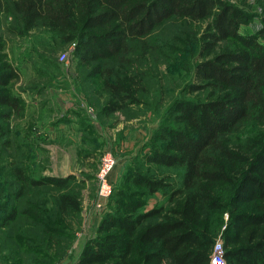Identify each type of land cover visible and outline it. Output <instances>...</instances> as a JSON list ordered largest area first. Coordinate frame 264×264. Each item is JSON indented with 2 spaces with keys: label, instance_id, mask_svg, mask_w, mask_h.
<instances>
[{
  "label": "trees",
  "instance_id": "1",
  "mask_svg": "<svg viewBox=\"0 0 264 264\" xmlns=\"http://www.w3.org/2000/svg\"><path fill=\"white\" fill-rule=\"evenodd\" d=\"M254 3L262 26L243 34L248 0H0V12L15 20L1 25L7 33L44 25L54 44L73 41L80 61H93L91 75L108 93L104 110L144 101L136 95L150 73L146 53L170 63L190 41L182 91L191 96L175 99L176 124L162 128L160 148L142 158L180 168L177 181L131 172L126 181L140 189H116L71 264H207L216 234L225 264H264V0ZM174 25L179 31L169 35ZM3 67L0 103L13 108L7 84L15 74ZM0 145L12 146L1 126ZM2 162L0 264H42L28 255L47 256L34 237L57 246L78 220V191L67 182L73 176L32 177L20 162ZM47 185L59 188L52 211L19 206L23 193ZM158 190L165 203L144 208V194Z\"/></svg>",
  "mask_w": 264,
  "mask_h": 264
},
{
  "label": "rangeland",
  "instance_id": "2",
  "mask_svg": "<svg viewBox=\"0 0 264 264\" xmlns=\"http://www.w3.org/2000/svg\"><path fill=\"white\" fill-rule=\"evenodd\" d=\"M248 1V20L238 27L243 34L254 33L262 26L259 8L254 0ZM6 14L0 12L3 40L0 72L7 70L3 64H9L15 74L8 81L7 89L16 98L17 105L9 108L0 103V126L12 143L6 148L0 145L4 150V156L0 151V172H5L1 168L5 160L20 162L32 177L73 176L67 182L78 191V220L57 236L56 247H48L34 237L40 242V248L46 249L47 256L28 253L42 264H71L85 239L93 234L99 217L112 208L116 189H140L126 181L131 172L167 174L170 182L177 181L180 168L146 164L142 158L151 149L160 148L157 137L162 128L176 124L169 110L175 99L191 96L182 91L184 82L189 80L186 60L191 47L188 49L186 45L190 41L187 39L183 47L176 49L170 63L161 58L152 60L150 53H146L145 65L149 66L150 73L141 79L145 92L136 95L144 101L124 109L104 110L108 93L102 88L100 77L91 75L93 61L81 62L73 41L54 44L44 25L21 34L7 33L1 25L15 24V20ZM177 27L174 25L169 35L177 33ZM162 35L168 38L165 33ZM104 152L114 158L108 172L112 192L101 198L97 175ZM32 189L20 196L19 206L34 208L41 203L52 211L59 188L47 185L39 187V192ZM143 199L144 208L165 203L159 190L145 193ZM217 237L220 236L216 234Z\"/></svg>",
  "mask_w": 264,
  "mask_h": 264
},
{
  "label": "built area",
  "instance_id": "3",
  "mask_svg": "<svg viewBox=\"0 0 264 264\" xmlns=\"http://www.w3.org/2000/svg\"><path fill=\"white\" fill-rule=\"evenodd\" d=\"M113 161L114 158L112 154L108 152L102 153L101 165L97 175L99 178V196L101 198H106L111 192V186L108 181V172L113 164ZM207 264H225L220 237L215 238L213 241Z\"/></svg>",
  "mask_w": 264,
  "mask_h": 264
}]
</instances>
